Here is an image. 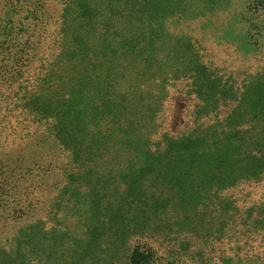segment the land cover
Listing matches in <instances>:
<instances>
[{"label": "rangeland", "instance_id": "rangeland-1", "mask_svg": "<svg viewBox=\"0 0 264 264\" xmlns=\"http://www.w3.org/2000/svg\"><path fill=\"white\" fill-rule=\"evenodd\" d=\"M160 1L168 12L157 24L159 35L154 44L164 39L172 54L160 48L156 57L151 50L154 45L143 46L151 31L145 32L146 39L138 45L144 47L140 52L124 50L128 48L117 43L109 54H119L123 67H133L136 73L142 70L134 66L141 57L148 62L146 74L165 69L169 100L164 107L170 121L187 120L192 129L217 124L228 131L221 142L227 139L230 143V128L258 124V118L253 123L246 117L259 103L264 113V0ZM64 8L65 0H0V264H140L139 258L131 263L112 262L123 260L121 242L117 249L99 244L101 226L94 222V164L101 149L119 138L106 139L97 132V93L82 80V73L61 91L42 81L63 46L62 28L68 18ZM161 81L144 83V88L161 92ZM149 103L155 104L148 100L146 107ZM202 107L218 112L198 117ZM146 122L140 116L138 130H144ZM139 139L134 142L141 143ZM127 143L132 142L128 139ZM116 149L102 155L125 156L122 147ZM146 150L140 153L143 163ZM190 152H181L182 158L175 152L165 154L162 170L175 167L195 179L220 174L224 179L220 185L227 183L230 148L219 163H212L211 156L206 160L208 155L200 157L197 150ZM243 180L221 194L242 209L264 203V177ZM204 218L217 221L211 215ZM56 227L79 234L81 241L74 239L72 247L74 258L62 261L61 255L52 258L48 248L45 252L50 245L47 237L57 234ZM263 233L252 243L256 250L250 252L263 258L247 264H264ZM201 234L187 237L192 246L180 251L175 243L161 238L133 237L130 245L151 248L145 252L150 254L148 264H217L219 259L220 264H239L226 256L233 252L223 248L219 252L215 242ZM101 238L112 239L109 233ZM55 249L60 252L62 246Z\"/></svg>", "mask_w": 264, "mask_h": 264}, {"label": "trees", "instance_id": "trees-1", "mask_svg": "<svg viewBox=\"0 0 264 264\" xmlns=\"http://www.w3.org/2000/svg\"><path fill=\"white\" fill-rule=\"evenodd\" d=\"M160 4V0H65L64 17L68 18H64L62 28L63 46L42 78L48 87L56 85L57 91H61L69 80L82 73V80L91 84L97 93L94 96L99 105L97 132L106 139L119 138L111 144L105 142L108 145L101 149L103 153L97 155L94 164V222L101 226L99 244L104 249L106 246L117 249L118 242L123 244L120 251L123 260L111 258L114 263H131L139 258L140 264H148L150 254L145 252L151 248L139 245L132 248V239L161 238L162 242L175 243L180 251L185 246H192L187 237L197 238L202 233L205 240L215 242L219 252L222 248L233 252V255L226 254L230 261L239 264L255 262L263 258L250 252L255 249L252 243L264 232V203L242 209L221 191L243 179L264 177V123H261L264 113L259 109L261 103L246 117L253 123L258 118V124L230 128L233 139L230 143L227 139L221 142L228 131L217 124L192 129L187 120L174 122L165 115V102L169 100L165 69L146 74L144 67L148 62L142 61L141 57L134 66H142V70L136 73L133 67H123L119 54H109L117 43L128 48L124 50H138L152 44L151 50L154 49L156 57L162 49L172 54V49L165 48L164 39L157 46L154 44L159 35L157 24L168 12L167 7H160ZM146 31H151L148 39L144 36ZM144 38L148 42L139 47ZM76 44L78 47L73 48ZM136 50L135 54L140 52ZM159 80H162L161 92L146 91V83ZM148 100L155 104L149 103L146 107ZM214 112L218 110L208 111L202 107L197 116ZM158 114L160 119L156 121ZM140 116L147 121L144 130H138ZM156 131L157 139L153 140ZM137 136L141 143L134 142ZM128 139L132 143L126 144ZM119 147L125 156L118 153L111 158L102 155L111 154ZM143 148H147L144 163L145 159L140 158ZM229 148L230 168L227 183L223 186L220 185L224 181L220 174L195 179L175 167L166 169V172L160 165L167 153L175 152L182 158L181 152L194 153L193 150L201 153L200 157L208 155L206 160L211 156L212 163H219ZM208 215L217 221L205 219ZM196 217L200 219L196 220ZM56 228L57 234L47 237L50 245L45 247V252L48 248L52 258L61 255L62 261L74 258L72 247L74 239L81 241L79 234L73 229ZM107 233L112 239L102 240ZM242 241L243 245L240 244ZM55 244L57 247L53 246ZM247 245L250 247L243 249ZM60 246L61 253L55 249ZM76 261L79 260L73 259ZM225 262L229 263L226 259Z\"/></svg>", "mask_w": 264, "mask_h": 264}]
</instances>
